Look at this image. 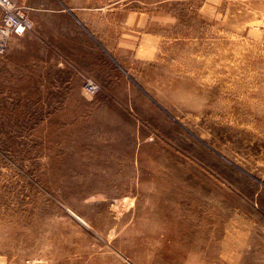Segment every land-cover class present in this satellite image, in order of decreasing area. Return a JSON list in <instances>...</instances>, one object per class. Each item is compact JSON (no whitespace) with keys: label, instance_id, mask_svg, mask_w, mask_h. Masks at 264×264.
I'll list each match as a JSON object with an SVG mask.
<instances>
[{"label":"rangeland","instance_id":"374dc122","mask_svg":"<svg viewBox=\"0 0 264 264\" xmlns=\"http://www.w3.org/2000/svg\"><path fill=\"white\" fill-rule=\"evenodd\" d=\"M14 1L0 264H264V0Z\"/></svg>","mask_w":264,"mask_h":264},{"label":"built area","instance_id":"2783aa9c","mask_svg":"<svg viewBox=\"0 0 264 264\" xmlns=\"http://www.w3.org/2000/svg\"><path fill=\"white\" fill-rule=\"evenodd\" d=\"M31 27L32 22L26 7L16 4L14 0H0V54L5 52L11 35H22ZM95 89L93 82H86L87 92Z\"/></svg>","mask_w":264,"mask_h":264}]
</instances>
